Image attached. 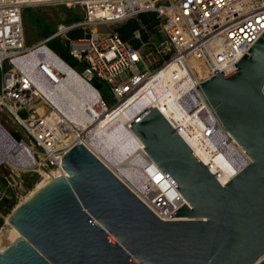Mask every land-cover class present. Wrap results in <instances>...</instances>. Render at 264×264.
Returning a JSON list of instances; mask_svg holds the SVG:
<instances>
[{
    "label": "built area",
    "instance_id": "2783aa9c",
    "mask_svg": "<svg viewBox=\"0 0 264 264\" xmlns=\"http://www.w3.org/2000/svg\"><path fill=\"white\" fill-rule=\"evenodd\" d=\"M50 6L79 9L82 20L59 24L50 37L27 47L24 11ZM147 13L159 19L162 40L143 42L137 31L134 36L140 47L134 49L116 29ZM76 30L83 36L69 39ZM263 34L264 0H0V117H7L21 134L19 140L9 134L16 144L13 151L0 147L6 188L0 195V218L7 209L4 205L22 200L21 192L29 191L34 180L61 171L64 156L77 144L95 155L89 139L97 124L110 125L115 108L135 94L153 92L156 86L163 100H174L165 107L163 117L198 159L218 169L232 164L230 150L242 148L218 125L197 87L215 71L225 75L235 71ZM54 40L67 47L76 62L73 70L98 94L96 102L86 104L78 117L60 112L46 94L66 79L58 64L62 59L49 47ZM194 62L208 72L201 80L196 79ZM139 64L145 67L143 72ZM125 73L129 75L122 80ZM185 75L195 79L196 96L192 90L173 97L171 86ZM95 81L105 88L96 89ZM99 90L107 92L114 104L109 105ZM0 128L4 127L0 124ZM243 153L239 172L250 163ZM148 160L151 164L142 172L139 195L133 193L162 222L178 221L171 215L184 205L181 195ZM170 193L176 201L169 198Z\"/></svg>",
    "mask_w": 264,
    "mask_h": 264
},
{
    "label": "water",
    "instance_id": "95a60500",
    "mask_svg": "<svg viewBox=\"0 0 264 264\" xmlns=\"http://www.w3.org/2000/svg\"><path fill=\"white\" fill-rule=\"evenodd\" d=\"M232 73L197 90L250 163L225 186L156 108L131 123L184 205L159 220L95 155L77 144L54 178L11 214L20 235L0 264H264V34Z\"/></svg>",
    "mask_w": 264,
    "mask_h": 264
},
{
    "label": "bare ground",
    "instance_id": "6f19581e",
    "mask_svg": "<svg viewBox=\"0 0 264 264\" xmlns=\"http://www.w3.org/2000/svg\"><path fill=\"white\" fill-rule=\"evenodd\" d=\"M60 69L63 71L66 79L60 87L51 92H46L48 97L53 101L58 110L67 116L81 115V111L85 108L86 104H93L98 99L97 92L90 87L72 68H70L65 62L60 60L58 62ZM193 68L197 74L196 79H203L207 76L206 68L199 62L193 63ZM196 81L189 76H183L180 81L171 86L173 97H182L188 91H192V96L195 97ZM175 94V95H174ZM160 88L156 86L153 92L145 94H135L131 99L115 108L112 113V123L105 126V124H97L96 129L93 131L89 142L93 148L91 150L101 160V162L109 168L132 192L139 195L141 184L143 182L142 172L149 162L143 144L137 139V137L131 131V123L147 108H156L165 117V107L174 103V100L167 102L161 97ZM52 117H57L56 113L52 114ZM6 132L8 139L0 141V147H4L9 153L16 148L15 141L9 135V132L5 128H0ZM115 146H117L116 149ZM243 149L232 148L230 155L233 160L232 164L220 165V168H214L206 161L202 162L205 167L216 175L221 185L225 186L235 175L238 174L243 163ZM126 159V161H124ZM63 170L56 171L53 175L44 176L43 180L35 187V189L29 194L28 198L33 196L38 190L43 188L54 178L64 177ZM27 198V199H28ZM171 200L177 199L173 193L169 194ZM26 199V200H27ZM179 203H182L179 201ZM10 217L6 218V222L9 225ZM10 226V225H9ZM11 233L4 235L0 233V246H3L7 242L20 235L11 226Z\"/></svg>",
    "mask_w": 264,
    "mask_h": 264
},
{
    "label": "rangeland",
    "instance_id": "374dc122",
    "mask_svg": "<svg viewBox=\"0 0 264 264\" xmlns=\"http://www.w3.org/2000/svg\"><path fill=\"white\" fill-rule=\"evenodd\" d=\"M82 20V16L79 9H73L68 10L64 7H39L34 9H26L23 13V26H24V32H25V41L26 46L30 47L34 44H37L41 42L47 35L53 34L56 30V27L59 24H71L74 22H78ZM103 31H109V28L103 27ZM162 40V37H161ZM161 40H156L155 43L159 44ZM151 52L150 49H147L145 51L146 54H149ZM138 69L140 72H143L145 70V67L142 64L138 65ZM128 73H125L121 76L122 80H125L128 76ZM0 79H1V73H0ZM102 96L106 99L107 103L109 105H113L114 102L112 101L111 97L108 96L107 92L104 90H99ZM0 124L9 132V134L15 138L16 140H19L21 138V134L17 133V128L12 125L11 121L5 117H0ZM0 135L4 138V140L8 139V136L6 132L2 131L0 129ZM117 146H115L114 149H116ZM126 161V159L124 160ZM5 174V171H0V195L6 191V188L4 187V184L2 182L1 176ZM34 180L33 186L30 188L27 192H21L22 194V200L17 201L12 206H8L10 203L8 202L6 205H4L7 209L5 210V213L3 215V218H0V233L8 235V233H11V228L6 222V218L10 217L13 213L14 209H16L20 204H22L29 196V194L35 189V187L43 180ZM8 193V192H7ZM11 236V235H8Z\"/></svg>",
    "mask_w": 264,
    "mask_h": 264
},
{
    "label": "trees",
    "instance_id": "16d2710c",
    "mask_svg": "<svg viewBox=\"0 0 264 264\" xmlns=\"http://www.w3.org/2000/svg\"><path fill=\"white\" fill-rule=\"evenodd\" d=\"M160 21L154 13L141 14L135 19L129 20L128 22L119 26L116 31L121 37V39L130 44L134 49L140 47V42L136 40L134 34L135 32H140L142 41H156L161 40L159 35ZM52 34L47 35L45 38L50 37ZM83 36L81 30L72 31L69 33V39H78ZM50 49L57 54L70 68L75 69L76 62L70 56L66 46L61 44L59 41H51L49 43ZM94 87L96 89L105 88L102 83L94 82Z\"/></svg>",
    "mask_w": 264,
    "mask_h": 264
},
{
    "label": "crops",
    "instance_id": "0c3cea01",
    "mask_svg": "<svg viewBox=\"0 0 264 264\" xmlns=\"http://www.w3.org/2000/svg\"><path fill=\"white\" fill-rule=\"evenodd\" d=\"M0 141H5L4 138L0 135Z\"/></svg>",
    "mask_w": 264,
    "mask_h": 264
}]
</instances>
